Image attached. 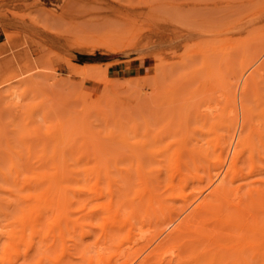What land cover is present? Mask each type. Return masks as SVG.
I'll return each instance as SVG.
<instances>
[{
    "label": "rangeland",
    "instance_id": "1",
    "mask_svg": "<svg viewBox=\"0 0 264 264\" xmlns=\"http://www.w3.org/2000/svg\"><path fill=\"white\" fill-rule=\"evenodd\" d=\"M257 58L264 63V0H0V207H19L42 186L53 146H82V157L100 147L91 159L109 156L110 164L109 146L116 157L128 154L120 131L130 135L124 143L136 142L129 146L158 133L159 145L216 146L218 131L227 136L220 125L229 109L256 114L264 106V69L242 90ZM68 237L48 255L63 246L62 255L71 250L81 263L79 246L89 243ZM10 242L0 264H34L22 257L27 241L16 259Z\"/></svg>",
    "mask_w": 264,
    "mask_h": 264
},
{
    "label": "bare ground",
    "instance_id": "2",
    "mask_svg": "<svg viewBox=\"0 0 264 264\" xmlns=\"http://www.w3.org/2000/svg\"><path fill=\"white\" fill-rule=\"evenodd\" d=\"M261 69L264 63L253 66L243 80V92ZM231 112L220 125L227 136L218 131L216 146L207 141L206 146H187L186 140V146L159 145L158 131L153 136L158 143L143 139L146 146H129L130 140L129 145L123 141L128 135L120 131L128 154L122 149L123 157L117 158L119 151L109 146L111 164L109 156L105 161L100 156L97 163L99 146L85 152L90 159L96 155L93 164L89 158L83 162L82 146H53L47 159L56 161L46 170L45 182L20 199L28 203L18 207L21 202L9 200L13 209L0 207V231L8 233L12 247L16 243L15 259L24 240L28 246L22 257L34 264L53 258L65 259L63 264H264V106L256 114L248 108ZM159 222L165 225L154 231ZM68 236L78 245L89 243L79 246L81 263H74L69 249L67 257L62 255L63 246L59 254L48 255L57 239ZM7 243L0 248H10Z\"/></svg>",
    "mask_w": 264,
    "mask_h": 264
},
{
    "label": "trees",
    "instance_id": "3",
    "mask_svg": "<svg viewBox=\"0 0 264 264\" xmlns=\"http://www.w3.org/2000/svg\"><path fill=\"white\" fill-rule=\"evenodd\" d=\"M86 59H88V60H90V61H93V60H96L97 58H98V56H92V55H90V56H84Z\"/></svg>",
    "mask_w": 264,
    "mask_h": 264
}]
</instances>
